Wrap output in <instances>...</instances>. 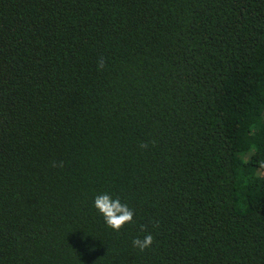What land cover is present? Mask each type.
<instances>
[{
    "label": "trees",
    "instance_id": "1",
    "mask_svg": "<svg viewBox=\"0 0 264 264\" xmlns=\"http://www.w3.org/2000/svg\"><path fill=\"white\" fill-rule=\"evenodd\" d=\"M0 264H264V0H0Z\"/></svg>",
    "mask_w": 264,
    "mask_h": 264
},
{
    "label": "clouds",
    "instance_id": "2",
    "mask_svg": "<svg viewBox=\"0 0 264 264\" xmlns=\"http://www.w3.org/2000/svg\"><path fill=\"white\" fill-rule=\"evenodd\" d=\"M104 66V60L101 58L97 62L98 70H102ZM142 147H146V145H142ZM57 166L63 167V162L61 161L59 164L53 162V167ZM94 206L103 216L107 226L116 232H119L125 225L133 223V210L127 204L122 203L118 197L114 199L107 193L99 194L94 199ZM152 244L153 236L150 233L146 234L143 239L136 238L133 240V245L139 248L140 251H144Z\"/></svg>",
    "mask_w": 264,
    "mask_h": 264
}]
</instances>
